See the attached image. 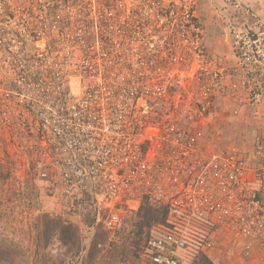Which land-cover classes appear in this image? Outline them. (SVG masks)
<instances>
[{"label":"built area","instance_id":"2783aa9c","mask_svg":"<svg viewBox=\"0 0 264 264\" xmlns=\"http://www.w3.org/2000/svg\"><path fill=\"white\" fill-rule=\"evenodd\" d=\"M89 1H0V114L15 111L19 125L50 150L57 177L40 173L48 190L72 211L103 207L112 238L123 227V208L144 198L167 206L171 227L146 242L151 264L207 254L220 229L241 239L244 258L264 262V139L255 140L259 160L251 177L245 156L205 154L202 134L186 129L188 118L214 108L212 92L225 77L205 56L204 38L193 41L181 24L176 32L168 25L186 14V2L139 0L141 10L131 12L111 9L106 3L113 0L100 1L99 11L78 5ZM234 48L240 87L264 105V29L241 30ZM197 57L199 80L208 82L200 105L166 110L174 93L166 75L189 70Z\"/></svg>","mask_w":264,"mask_h":264},{"label":"rangeland","instance_id":"374dc122","mask_svg":"<svg viewBox=\"0 0 264 264\" xmlns=\"http://www.w3.org/2000/svg\"><path fill=\"white\" fill-rule=\"evenodd\" d=\"M36 1L39 0H12L15 6L21 3L35 5ZM100 1L102 0H90L78 5L85 7L91 4L92 11L104 10ZM113 1L106 4L112 5L111 9L115 11L131 12L134 7L141 10L143 5L139 0ZM165 1L189 3L195 14L202 16L204 23H208L205 25L203 52L222 69L225 76L212 92L214 108L209 113H204L201 119L188 118L186 129L191 134H202L205 154L232 152L249 156L254 133L239 129L241 125H245L241 124L245 111L240 112V109H257L264 105H254L248 89L240 87L238 79L241 80L243 71L237 59L234 58V63L233 60H220L211 54V49L217 46L226 49V46L235 56L234 36L238 32L252 26L264 29V6H248L239 3V0ZM262 3L264 4V0ZM207 29L211 34H208ZM199 60L200 57H197L189 70L174 67L166 75L165 79L174 92L167 97L166 108L163 105L166 110L174 109L176 105L187 110L193 107V103L200 105L198 100L208 82L199 80L203 66ZM161 74L164 75L162 72ZM71 87L73 95L80 96L81 84L76 81ZM12 102H18V98L13 97ZM225 103L235 106L228 113V117L222 112L225 110ZM14 113L0 114V248L8 250L5 253L9 261L7 264H151L145 256L146 239L152 234L164 231L167 225H155L147 230L150 236L144 235L140 250H136L137 255L130 253L132 225L147 198L121 210L123 227L112 238L104 229L103 222L108 212L103 207L93 213L72 211L59 203L58 192L48 190L47 182L41 178L40 173L46 169L53 178L57 177L50 150L35 140L30 129L26 130L27 128L19 125ZM222 121L221 126L217 125ZM58 224L60 227L56 229ZM216 236V248L205 254L213 264H257L252 258L260 256L244 258L243 242L237 236L234 237L222 229ZM196 255L188 253L184 264H193ZM262 263L264 264L263 261Z\"/></svg>","mask_w":264,"mask_h":264},{"label":"trees","instance_id":"16d2710c","mask_svg":"<svg viewBox=\"0 0 264 264\" xmlns=\"http://www.w3.org/2000/svg\"><path fill=\"white\" fill-rule=\"evenodd\" d=\"M185 4L186 5H184V8H181L180 11L186 14L182 15L181 17L173 18V21H170L168 25H170L171 30L176 32L177 28H179L178 24H181L185 29L186 38H190L193 41L202 38L205 39L204 25L202 24L200 18L195 14V11L193 9H188L190 4L187 2ZM171 10L176 9L172 7ZM165 11L167 10L165 9ZM167 12L169 14L170 10ZM192 27H195L198 32L192 31ZM188 56L190 57V54H188ZM169 217L170 211L167 206L155 205L149 199H146L142 203L138 216L132 225L133 231L130 233L132 239V246H130V248H132V251L130 253H132V255H137L136 250H140L144 235L148 234L147 230L151 229L155 225H167L168 227H171L168 222ZM59 227L60 224L56 225V229H59ZM149 238L150 237H147L146 242ZM7 251L8 250H5L4 248H0V264H7L9 262L5 256ZM190 253L197 254L193 264H213V262L204 253L198 252L196 250Z\"/></svg>","mask_w":264,"mask_h":264},{"label":"crops","instance_id":"0c3cea01","mask_svg":"<svg viewBox=\"0 0 264 264\" xmlns=\"http://www.w3.org/2000/svg\"><path fill=\"white\" fill-rule=\"evenodd\" d=\"M256 2H254V0H239V3H243L244 5H248V6H253V5H262L264 6V4L262 3L263 0H255ZM254 3V4H253ZM263 11H261L262 13ZM264 13V12H263ZM228 15V14H227ZM202 24L205 25L208 23H204V19L201 17H199ZM235 23V22H234ZM212 28H214L212 26ZM215 29V28H214ZM209 31V29H207ZM208 34H211V32L209 31ZM212 47V46H211ZM226 49H224L223 47L220 48V46H217L216 48L211 49V54L216 57L219 58L220 60L223 61H232V63H234L235 59H237L236 54L234 56L232 50H230V48L226 47ZM227 55V56H226ZM221 98V97H220ZM227 102V101H224ZM229 103V102H228ZM225 110H223L222 112H225L227 114V117L229 116L228 113L230 112V110L234 109L235 106L230 104L225 103ZM233 106V107H232ZM245 111V117H243L241 120V124L245 123V125H241V127H239V129L245 130L246 131H252L254 133V137H253V144L252 146V150L250 151L251 154L248 156L246 154V160L248 161L249 164V168L251 170V174L250 176L252 177L253 174L257 173V168H258V160L259 157L257 156L256 152H255V140L257 137H262L264 139V106H261L260 108L258 107L256 108H248V107H243L240 109V112ZM223 123L220 122L219 124L217 123V125L221 126ZM229 128H232L231 126ZM215 257V256H214ZM217 259V258H216ZM252 261L256 262L257 264H260V262L262 263V261L260 260V258H252ZM263 264V263H262Z\"/></svg>","mask_w":264,"mask_h":264}]
</instances>
